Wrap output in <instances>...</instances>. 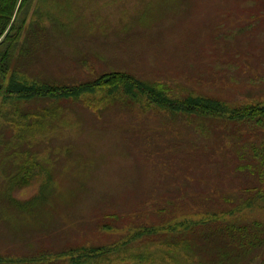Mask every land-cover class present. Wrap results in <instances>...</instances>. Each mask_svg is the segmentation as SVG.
Listing matches in <instances>:
<instances>
[{"label":"rangeland","instance_id":"obj_1","mask_svg":"<svg viewBox=\"0 0 264 264\" xmlns=\"http://www.w3.org/2000/svg\"><path fill=\"white\" fill-rule=\"evenodd\" d=\"M21 41L7 84L14 71L71 87L124 73L164 99L116 80L78 98L0 97V264H70L62 253L129 239L92 264H210L213 245L184 247L200 230L181 224H264L249 167L264 118L229 120L264 101V0H32ZM231 264H264V245Z\"/></svg>","mask_w":264,"mask_h":264},{"label":"trees","instance_id":"obj_2","mask_svg":"<svg viewBox=\"0 0 264 264\" xmlns=\"http://www.w3.org/2000/svg\"><path fill=\"white\" fill-rule=\"evenodd\" d=\"M32 0H0V97L7 96L14 98V96L21 100H30L34 98H59V97H75L78 98L85 91H94L97 87L107 84L109 80H116L120 82L119 87L124 86L126 89L139 90L142 94L147 93L154 99L162 100L164 99L163 93L158 91L156 87L147 85L133 78L132 76L124 73H111L107 74L100 79L84 83L78 86H68V85H47V84H28L26 82H21L15 78L17 73L14 71L10 77L8 84V75L12 69V61L15 56L17 49L21 46V40L24 34L25 24L29 14V7L31 6ZM13 78V79H12ZM1 99V98H0ZM165 103L173 108V112H182V109L173 103L164 100ZM189 105L192 110L197 108H204L199 100L192 101L189 100ZM214 107L212 109L206 110L210 111L209 115L217 114L222 110L221 107ZM176 107V108H175ZM201 112V110H197ZM204 111V112H206ZM223 112V111H222ZM264 118V101L261 104H252L243 109H236L234 112L230 113L229 120H245V119H256L263 120ZM255 154L253 157L255 161L253 166H249L251 169H258L262 177V182H264V148L260 151L256 148L254 149ZM206 223V222H203ZM224 223V222H223ZM198 226L200 233L197 236V242H190L187 239H181L184 247L192 249V246L200 245L204 247H212L210 254L214 253L215 259L210 262V264H231L234 260L238 259L240 256H245L250 250L264 245V224L259 221L254 222L252 225H235V223H219L216 227L212 229H202L201 223L188 226L186 224H181L183 230H191L193 227ZM203 228V227H202ZM164 230H170L171 232L177 230V226L169 225L163 227H146L133 235V239L137 237L145 236H157ZM182 230V231H183ZM137 236V237H136ZM189 235H184L186 238ZM178 238V237H177ZM193 238H191L192 240ZM194 240V239H193ZM128 242H132L130 239L121 244H116L113 246H98V247H82L74 250H70L66 253H62L63 256L69 255L72 260L70 264H92L102 261L103 259L110 260L111 255L119 249L126 246ZM168 246H173L177 241L171 240L166 242ZM200 243V244H199ZM212 251V252H211ZM116 253V254H117ZM132 258H136V255H129ZM124 257H119L122 259ZM140 259L145 260V256Z\"/></svg>","mask_w":264,"mask_h":264}]
</instances>
